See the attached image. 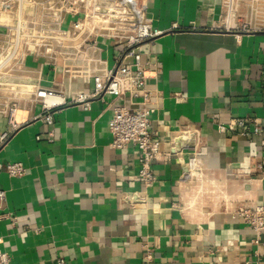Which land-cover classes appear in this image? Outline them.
<instances>
[{"label":"crops","instance_id":"obj_1","mask_svg":"<svg viewBox=\"0 0 264 264\" xmlns=\"http://www.w3.org/2000/svg\"><path fill=\"white\" fill-rule=\"evenodd\" d=\"M139 1L162 31L141 46L147 87L156 90L157 180L146 189L137 148L110 144V117L128 95L105 94L89 108L76 101L94 90V68L112 66L122 46L102 34H82L52 55L29 45L9 72L16 82L0 80V133L11 131L6 111L18 104L0 164L26 167L20 177L0 170V248L9 264H264V231L257 243L236 214L264 203V171L256 168L264 162V31L241 32L236 19L226 27L223 0ZM58 7H29L28 19L54 23ZM17 11L0 10V42ZM80 16L63 13L62 28ZM42 88L57 96L36 97ZM44 102L56 104L53 123L40 116ZM240 118L245 127L235 125ZM183 129L195 138L175 152ZM194 152L197 175L186 165Z\"/></svg>","mask_w":264,"mask_h":264},{"label":"built area","instance_id":"obj_2","mask_svg":"<svg viewBox=\"0 0 264 264\" xmlns=\"http://www.w3.org/2000/svg\"><path fill=\"white\" fill-rule=\"evenodd\" d=\"M225 7L226 27L237 20V30L245 33L264 31V0H223ZM15 3L17 5H15ZM59 13L52 12L54 23L43 19L37 21L28 19L27 9L33 10L53 9L56 4ZM46 6H43V5ZM18 8L17 20L10 26L5 37L0 42V80L16 82V78L9 73L12 69L19 68L25 56L27 47L31 44L41 53V48L46 54L63 53L69 50L77 42L78 36L84 34L85 40L92 36L102 34L113 39L122 46L115 57L112 66H106L100 70L94 68L93 77L95 88L91 93H83L78 96V102H83L85 108L90 107V100L101 98L105 94H111L115 98L129 96V102L117 103L109 120L111 132V146L125 148L133 145L138 150L139 177L143 186L147 189L157 180L153 169V162L161 157L162 141L151 130V115L156 108L152 107L153 96L156 90L147 87V64L143 61L141 46L147 41H153L162 33L147 20V6L139 0H0V10L10 11ZM39 9V8H38ZM69 13L73 17L82 14L72 22V28H62V15ZM41 13V12H40ZM47 13L44 14L46 17ZM49 16V15H48ZM36 36V37H35ZM18 65V66H17ZM100 70V71H99ZM56 92L37 89L36 97L46 100L47 96H57ZM56 104L44 102V113L40 116L48 123H53V114ZM18 110V104L13 102L8 109L11 131L0 133V147L9 139L11 132L18 124L14 114ZM239 126H246V119L237 120ZM256 131L262 133L263 129L257 125ZM223 126H221L222 128ZM232 127V124H230ZM264 132V131H263ZM53 133H49L52 136ZM195 131L183 129L179 135V142L172 146L176 152L180 150V144L186 140H193ZM182 145V146H183ZM170 153H165V159ZM188 174L197 175L202 168L197 152H194L186 162ZM264 171V162L256 166ZM4 169L9 176L20 177L26 174V167L20 161L0 164V170ZM139 199L141 196L139 195ZM6 199V191L0 186V202ZM236 214L243 219L247 226L253 229L257 235L256 242L264 231V203L254 206H240ZM11 255L0 248V264H9ZM56 264H65L63 258H57Z\"/></svg>","mask_w":264,"mask_h":264},{"label":"bare ground","instance_id":"obj_3","mask_svg":"<svg viewBox=\"0 0 264 264\" xmlns=\"http://www.w3.org/2000/svg\"><path fill=\"white\" fill-rule=\"evenodd\" d=\"M51 98V96H47V99L49 100Z\"/></svg>","mask_w":264,"mask_h":264}]
</instances>
